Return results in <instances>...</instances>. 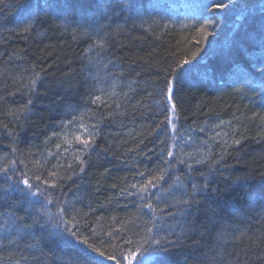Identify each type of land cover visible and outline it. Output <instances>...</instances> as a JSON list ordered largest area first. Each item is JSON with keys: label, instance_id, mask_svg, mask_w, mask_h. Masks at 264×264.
Returning a JSON list of instances; mask_svg holds the SVG:
<instances>
[{"label": "trees", "instance_id": "trees-1", "mask_svg": "<svg viewBox=\"0 0 264 264\" xmlns=\"http://www.w3.org/2000/svg\"><path fill=\"white\" fill-rule=\"evenodd\" d=\"M37 2L0 0V167L13 159L37 160L41 153H56L59 143L62 187L51 190L53 203L47 204L45 197L39 196L40 203L34 207L22 201L19 192L0 195V225L4 226L0 228V264H88L78 252L83 246L75 241V247L66 245L54 225L46 223L48 216L38 211L46 205L55 215L58 200L82 209L81 216L91 207L88 229L81 221L80 232L97 247L112 252V241L104 233L119 228L120 221L139 203L137 199L124 207L132 198L120 196L119 189L136 182V171L166 167L160 158L161 149L167 155V146L160 143L166 135L173 137L168 143L176 145L177 159L172 160L170 169L177 172L168 169L161 181L162 189L169 185L173 189L158 204L162 211L157 223L166 226L173 222L164 213L175 211L173 196L178 195L179 185L173 184L174 180L188 190L192 183L209 185L197 197L200 204L186 217L195 229L173 250L174 264H197L201 254L215 256L225 246L231 256L239 254L248 264H261L253 258L259 255L258 250L245 256L246 240H229L217 233L225 226L228 232L235 228L243 232L249 226L256 230L264 211V200L246 195L250 189L257 193L264 189L260 179L264 173V137L260 135L264 132V50L260 46L264 0H223L222 8L213 4L205 8L206 0H49L51 8L41 10L32 30L24 33L20 28L29 15L35 18ZM65 20L69 24L66 30L60 27ZM85 29L92 33L91 39L79 34ZM97 30L106 40L105 47L86 52L98 38ZM194 52L196 56H192ZM183 59L188 63L182 65L176 127L169 128L167 134L149 135L163 120L156 90L166 77L164 69ZM33 64L35 71L44 72L35 91L30 92L26 85ZM106 74L117 82V93L128 92L113 97L120 105L119 112L126 115H119L111 104L105 109L88 100L90 94L100 95L94 87L105 88L111 82ZM29 100L32 103L27 112L19 114V120L8 115ZM69 105L72 110L66 111ZM108 112L116 115L110 118ZM82 114L85 124H98L103 118L94 150L82 157L86 160L83 170L78 162L73 163L80 146L63 143L65 135L71 139L78 133L62 123ZM54 131L60 137L46 142ZM236 139L240 144L232 143ZM64 147L69 149L67 155ZM48 159L51 169L57 159ZM179 159L186 163H178ZM201 159V164L194 162ZM14 167L24 170L19 163ZM113 184L117 187L112 188ZM7 186L0 173V191ZM10 213L17 219H10ZM148 219L150 216H144ZM24 225H31L27 232ZM14 228H20V233Z\"/></svg>", "mask_w": 264, "mask_h": 264}, {"label": "snow or ice", "instance_id": "snow-or-ice-1", "mask_svg": "<svg viewBox=\"0 0 264 264\" xmlns=\"http://www.w3.org/2000/svg\"><path fill=\"white\" fill-rule=\"evenodd\" d=\"M207 4H213L215 7H225L223 0H206L204 5L207 8ZM82 7H87V4H82ZM264 8V5L261 6ZM45 8H51L49 0H38L36 4V16L35 18L32 15H29L27 23H24L20 31L28 33L32 30L33 24L39 20V12ZM64 30L69 27L67 21H61V25ZM82 36L92 38V33L87 29L79 33ZM97 39L94 43L90 45L88 49H85L86 52H92L94 49L99 48L103 50L106 44L104 37L99 36L98 30L96 31ZM75 39L76 36L74 35ZM261 49L264 50V33L261 34L260 40ZM192 56H196V53H192ZM97 61L99 59V52L96 53ZM262 57H264V52H262ZM89 63H93L91 56L88 57ZM188 63L187 59L180 60L179 63H170L164 69L166 77L163 81L162 86L157 88L156 94L160 97V100L157 101L158 104L162 105L161 115L163 120L160 123L156 124V127L152 130L149 135L163 131L167 134L169 128L175 129V118L178 115V98L179 93L182 89L183 78L181 75L182 65ZM35 64H33V72L31 74V79L27 82V87L30 92L35 91L37 82L41 80V74L44 72V69L35 71ZM261 70L264 71V61L261 62ZM108 75V74H106ZM110 83L105 85V88L94 87L93 91L100 92V95H89L88 100L92 104H99L101 107L108 109L109 105L116 109L117 113L121 116L126 115V113L119 112L120 105L115 102L113 97L119 95L127 96L128 92L117 93L116 87L117 82L112 80L111 76L108 75ZM131 85H129V92L131 91ZM32 103L29 100L27 103L18 106L14 111H9L8 115L14 116V119L19 120L20 113H25L29 109V105ZM139 103V102H137ZM66 111L72 110V106H67ZM116 113L108 112L110 118H114ZM256 113H253L255 116ZM264 120V116L261 117ZM62 123L73 126L75 131L78 133L73 135L71 139L67 135L63 137V143L65 145H79V150L74 153L73 163H77L78 167H81L83 170V165L86 163V160L82 157H85V153L88 150H94L93 145L96 142V137L99 136L102 132L101 124L103 123V118L98 124H85L83 114L79 117H73L71 121H62ZM223 123V121L221 122ZM7 128V125H4ZM215 127V126H214ZM260 135L264 137V132H261ZM59 132H52L49 137H46V142L52 138H59ZM173 139V137H168L166 135L165 139L161 140V144H165L166 148V157L164 155V149H161L160 158L162 164L166 167H157L155 170L146 168L144 171H136L134 173L133 179L135 183L127 184L120 187L119 195L125 198H132L128 204H125L124 207H129L133 201L139 200V203L135 204V211L129 213L127 219L120 221V226L117 229H109L108 232L104 235L112 241L113 250L108 252L106 249L97 247L95 243L90 242L89 237L83 236L79 229V224L81 221L84 222V227L87 230V217L90 212L93 211L91 207L88 208L87 212H83L81 216L82 209H76L74 204L67 200H58V207L56 209V214L53 215L46 205H42L38 210L44 215L48 216V221L46 223H51L54 225L57 230V235L64 241L66 245L75 247L76 243L82 245L78 249L79 254L88 262V264H103L102 260H98L97 257L103 258L111 262V264H174L172 261V252L178 247L181 243V238L186 237L188 231H193L195 225L191 227L188 224L186 217L191 214L193 206H198L200 200L197 199L198 196L205 193L206 189L209 187L208 184L203 186L192 183L191 189L188 190L183 185L179 184V180H174L173 184L179 185L177 189L178 195L173 196V205L175 211L164 213L169 219L173 222L170 225H160L157 223L160 217L157 215L161 213V209L158 207V204L163 200L164 196L169 194L170 190L173 189V185H169L168 189H162L160 187L161 181L165 179V175L168 172V169L173 167L172 160L177 159V153L174 151L176 145L169 144L168 140ZM240 140H233V144H240ZM140 144H144V141L141 140ZM58 150L56 153L52 151L47 152V155L41 153V158L37 160H27L16 159L10 160L7 164L0 167V173L4 174V178L7 181V188L0 191V195L8 196L13 193L19 192L21 194V200H26L27 203L34 207L37 203H40L39 199H36L39 196L45 197L47 204L54 202V197L51 195V190L61 188V164L59 163L61 158V144L55 145ZM17 151L16 148H13V153ZM69 149L68 147L63 148V154L67 155ZM107 151V149H105ZM129 151H134L129 149ZM31 153H29L30 155ZM143 155V153H141ZM23 157L24 153H20ZM57 159V163L51 166V169L47 167L50 163L49 157ZM197 164L203 163V160H195ZM17 163L23 166V171H17L14 167ZM178 163L185 164L186 161L179 159ZM213 163H219V161H213ZM69 169L72 168V164L67 165ZM191 169V165H188ZM8 172H12V176H8ZM46 172V175H45ZM203 177V173L200 174ZM241 179V178H238ZM260 179L264 182V173L261 174ZM112 188H116L117 185H111ZM11 190V192L9 191ZM155 191V195L152 193ZM63 195V193H61ZM246 195L249 199L254 200L258 195L260 199L264 200V189L259 193L254 190H249ZM79 201H77L78 203ZM110 202V201H109ZM167 207V204H166ZM147 210V212H145ZM68 212H71L72 215L68 216ZM10 219H17L14 213H10ZM150 216V219L144 220V216ZM67 217V218H66ZM80 217L78 220L77 218ZM261 221L258 222V228L253 230L249 226L245 231L241 232L238 228H235L232 232L226 230L227 226L221 229L217 233L218 237H223L229 240L237 241H247L245 245L248 248V251L245 252V256H248L250 253L259 251V255H255L253 258L257 261H260L261 264H264V211L261 212ZM113 221L116 220L115 217L112 218ZM33 223H38V221H33ZM218 223V221L216 222ZM4 227L0 225V228ZM31 225H24L23 231L27 232ZM135 229V230H134ZM14 231L19 234L21 229L14 228ZM163 231L164 234H161ZM92 236L96 235L95 229L91 230ZM120 233H125V235H120ZM237 233H239L237 235ZM66 234V235H65ZM169 237H175L170 239ZM119 241L117 243L116 241ZM11 243V241H9ZM29 248L32 245L28 246ZM93 253L95 255H90ZM239 254L236 257L231 256V253L227 251V246L222 248L216 253L215 256H206L201 254V257L197 258V264H248L246 260H240ZM23 259V258H22ZM19 264V262H17ZM79 264V261H77Z\"/></svg>", "mask_w": 264, "mask_h": 264}, {"label": "bare ground", "instance_id": "bare-ground-1", "mask_svg": "<svg viewBox=\"0 0 264 264\" xmlns=\"http://www.w3.org/2000/svg\"><path fill=\"white\" fill-rule=\"evenodd\" d=\"M170 171H174V173H175V172H177L175 169H173V170H172V169H170ZM97 258H98V257H97Z\"/></svg>", "mask_w": 264, "mask_h": 264}]
</instances>
